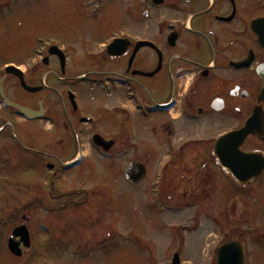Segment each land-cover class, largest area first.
I'll return each instance as SVG.
<instances>
[{"label":"flooded vegetation","instance_id":"obj_1","mask_svg":"<svg viewBox=\"0 0 264 264\" xmlns=\"http://www.w3.org/2000/svg\"><path fill=\"white\" fill-rule=\"evenodd\" d=\"M118 5L0 0V92L45 113L28 121L0 94L2 149L23 174L12 185L48 204L71 195L59 183L84 140L116 165L118 126L134 114V238L146 240L145 263L264 264V0H134V36L111 29ZM97 136L114 142L108 154ZM93 180L101 216L115 186ZM43 223L40 245L64 251Z\"/></svg>","mask_w":264,"mask_h":264},{"label":"rangeland","instance_id":"obj_2","mask_svg":"<svg viewBox=\"0 0 264 264\" xmlns=\"http://www.w3.org/2000/svg\"><path fill=\"white\" fill-rule=\"evenodd\" d=\"M115 1L119 4L120 14L118 18H114L111 29L125 31L134 36V18L132 16L134 0ZM6 60L15 61V57L10 55ZM0 109H2V105H0ZM5 112L3 111L1 114H5ZM133 115L130 121H123L118 126L122 130L120 139L121 145H123L121 156L118 158L119 162L116 165L111 163L115 160L114 153L111 154L110 159H102L98 151L90 147L89 140H84L87 150L84 152L86 158L83 160V164L78 169L65 172L61 177L63 180L59 183L60 185L64 183L71 185L73 192L70 191L71 195L61 197L52 204H48L44 200H37L38 197L33 198L29 195L25 197L23 193L26 191L23 186L12 185L15 180L23 177V174L15 170V162L9 164L8 156L2 149L6 141L0 138V240L3 241L4 246L3 250H0V264H13L8 259L10 254L7 250V241L10 233L27 222V219L31 220L28 226L32 230L34 241L37 244L32 245L26 259L18 261V264H146L145 262H148L149 250L145 244L146 240H141L139 237L138 239L134 238V185L125 178L126 170L134 161ZM55 138L56 136L52 137V144L55 143ZM49 152L61 159L66 157L55 147L49 149ZM27 174L33 175L30 172ZM45 176H48L47 172L42 174V177ZM80 178H92L90 182H86L85 189H89L90 194L78 187ZM93 178H106L115 186L112 188V194L107 196L106 210L101 216L97 190L93 192V189L96 188L93 184L95 182L97 185V181H94ZM43 189L46 191L47 187L44 186ZM112 201V207H110ZM40 204L46 207L50 205L48 208L54 213L38 212L41 208ZM57 207L65 209L57 210ZM25 214L27 216H23ZM39 221H43L45 225H52L54 237L61 238L59 245L63 247L64 251L60 248L51 250L48 247L47 249L46 246L49 244L40 245L45 238L40 240L39 236L46 235V233L41 228L37 229ZM150 229L146 226L141 227L139 233H142L146 239L150 236L157 237L155 236L157 232L154 235V231ZM37 230L39 236L36 234ZM162 236L164 237V233ZM49 239L51 238L47 236L45 241L49 242Z\"/></svg>","mask_w":264,"mask_h":264},{"label":"water","instance_id":"obj_3","mask_svg":"<svg viewBox=\"0 0 264 264\" xmlns=\"http://www.w3.org/2000/svg\"><path fill=\"white\" fill-rule=\"evenodd\" d=\"M121 43H118L117 45L114 46L113 49H118L120 51H123L127 48L126 44H124L123 46H120ZM122 53L121 52H118L117 55H121ZM31 90V89H29ZM6 104L9 105V106H12V107H15L16 105L6 101ZM20 109L21 113L27 117L28 119L30 120H33V119H36V118H39L40 115L39 113H36V112H33V111H30V110H27V109H24L22 107H19V106H16ZM95 144L97 145H104V141L102 138L100 137H97L95 138ZM133 167V166H131ZM134 168H131L127 171V176L130 178V180L132 182H134ZM133 171V174H131V172ZM20 237L21 238V241L20 242H16V239ZM21 243L24 244L25 247H30V236H29V232L27 230V228L25 226L23 227H20V228H17L16 230H14L13 232V235L12 237L10 238L9 242H8V247H9V250L16 256H21L22 255V251H21Z\"/></svg>","mask_w":264,"mask_h":264}]
</instances>
